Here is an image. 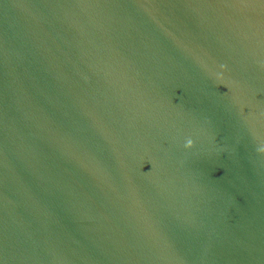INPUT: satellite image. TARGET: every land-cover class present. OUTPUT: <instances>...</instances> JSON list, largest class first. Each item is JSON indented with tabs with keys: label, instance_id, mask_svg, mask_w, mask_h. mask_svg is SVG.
<instances>
[{
	"label": "water",
	"instance_id": "water-1",
	"mask_svg": "<svg viewBox=\"0 0 264 264\" xmlns=\"http://www.w3.org/2000/svg\"><path fill=\"white\" fill-rule=\"evenodd\" d=\"M0 264H264V0H0Z\"/></svg>",
	"mask_w": 264,
	"mask_h": 264
},
{
	"label": "clouds",
	"instance_id": "clouds-1",
	"mask_svg": "<svg viewBox=\"0 0 264 264\" xmlns=\"http://www.w3.org/2000/svg\"><path fill=\"white\" fill-rule=\"evenodd\" d=\"M192 144H193V142L191 141V140H189L188 142H187V147H192Z\"/></svg>",
	"mask_w": 264,
	"mask_h": 264
}]
</instances>
